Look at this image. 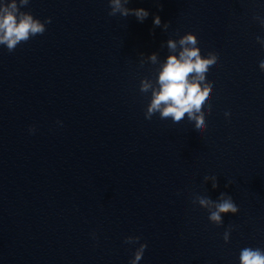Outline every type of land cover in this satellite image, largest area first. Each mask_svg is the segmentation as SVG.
<instances>
[{
	"label": "clouds",
	"instance_id": "9594fccd",
	"mask_svg": "<svg viewBox=\"0 0 264 264\" xmlns=\"http://www.w3.org/2000/svg\"><path fill=\"white\" fill-rule=\"evenodd\" d=\"M30 0H0V45L6 46L8 52L15 51L21 43H26L29 39L43 35L46 25L51 23V18H46L43 22L34 18L30 12L21 9L29 4ZM130 0H109V16L119 14L122 17L134 15L139 22H143L149 12L143 8L131 9L127 7ZM261 27L264 28V18L254 16ZM154 27H162L164 31L170 27V23L161 22L157 15L153 19ZM257 43L264 47V39L257 36ZM197 36L187 33L178 40L168 39L166 46L169 55L161 62L157 53L147 56V61L152 65H158L156 78H143L140 82L141 93H151L150 102L145 111V119L151 120L155 114H159L160 119H170L173 123H180L187 117L189 122H194L195 130L201 134L206 131L205 105L208 107V114L211 113V96L213 85L206 80V74L210 68L217 66L218 55L209 52L207 56L201 55ZM144 56L143 53H140ZM145 61L141 60V65ZM259 68L264 71V60L260 61ZM230 113H225L229 116ZM34 131L30 128V132ZM205 183L209 181L212 188L218 187L217 176H204ZM232 181H227L225 187L231 185ZM193 204H198L200 208L206 209L209 213L208 219L211 223L219 226L223 224L222 214H237L238 206L232 196L227 193H220L217 200H212L208 196L195 195ZM232 228L229 227L223 234L225 243L229 242ZM140 241V237L128 236L125 238L126 244H135ZM147 248V243L139 244L134 252V258L130 264H138ZM239 264H264V250L260 248L245 247L240 251Z\"/></svg>",
	"mask_w": 264,
	"mask_h": 264
}]
</instances>
